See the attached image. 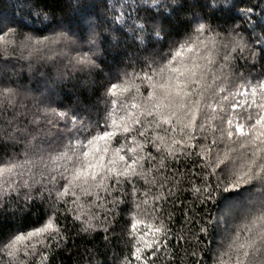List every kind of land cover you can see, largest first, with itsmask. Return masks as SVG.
I'll list each match as a JSON object with an SVG mask.
<instances>
[{"label": "snow or ice", "instance_id": "snow-or-ice-1", "mask_svg": "<svg viewBox=\"0 0 264 264\" xmlns=\"http://www.w3.org/2000/svg\"><path fill=\"white\" fill-rule=\"evenodd\" d=\"M67 3L76 13L83 6L82 0ZM234 3L235 0H131L130 3L113 0L109 5L105 0V8L112 15L82 17L85 29L66 24L54 12H36V22L43 29L31 32H17L13 22L0 17V56L19 49L22 59L36 55L54 63L57 54L67 56L75 52V56L69 57V64L81 71L99 69L97 60L102 49H117L124 40L131 39V47L139 53L136 59L142 65L139 79L148 89L143 104L132 107H141L143 115L155 117L157 127L168 125L166 131L179 130L183 136L181 140L173 137L170 144L164 143L163 137H157L160 143L149 141L160 153L158 161L151 153H143L142 143L138 144L140 152L129 148L127 151L132 155L127 158L120 154L122 145L115 147L108 157V145L119 129L115 121L109 128L107 106L103 122L101 118L92 120L71 106L53 107L47 88L33 90L7 74L0 75V212L5 202L11 205L21 197L25 203L34 199L46 201L51 209L38 227L26 232L18 229L7 236L0 234V264H5V256L7 264H26L37 254L43 264L48 258L46 250L52 244L58 247L64 239L55 219L60 205L69 203V197L75 198L71 203L78 204L84 196L94 198L89 199L90 204L104 200L116 208L125 203L121 196L114 195L116 192H123L129 199L127 234L131 250L120 264H148L149 250L154 256L159 245L166 246L169 229L163 221L157 225L140 218L147 213L133 199L138 189L132 181L142 178L145 184L150 183L146 174L160 173L166 160L178 161L180 155L192 154L189 150H196L201 163L200 185H193L192 191L201 203L211 204L217 210L204 217L199 227L205 238L211 234L210 229L220 236L218 254L212 258V264H264V80L254 85L246 81V85H252L251 96L255 98L258 94L260 99H253L242 113L231 112L236 107L232 102L228 103L227 114L216 113L217 108L223 111L221 103L232 95L225 85L234 74V61L249 53L253 59L257 55L264 58V25L259 26L260 34H256L258 25L253 24L250 36L245 38L234 21L224 28L226 35L216 31L218 26L210 22L207 10L228 12ZM142 6L147 13L143 23L139 22L141 17L133 18L125 11L128 7L137 11ZM252 11L249 8L240 13L246 23H251ZM44 30L49 34L45 35ZM5 36L12 38L6 40ZM85 47L87 51H83ZM24 50L28 51V57L23 56ZM214 52L222 53V63ZM28 67H32L31 63ZM63 75L57 73L58 78ZM125 77H129L127 70H118L116 79ZM109 85L106 105L116 103L110 94L118 85L112 81ZM34 91L38 94H33ZM136 92L139 94V87ZM209 120L218 123L207 124ZM135 123L141 124L136 131L144 137L143 123L140 120ZM197 129L204 133L201 139L205 141L211 130L210 143H191L196 139ZM122 130L130 132L128 127ZM116 143L119 144V139ZM176 145H180L178 150ZM146 161L150 165L147 169ZM151 183L156 184L155 177ZM166 183L165 177L158 187L163 189ZM127 184H132L129 192L124 191ZM101 190L106 194L104 197L100 196ZM149 191H145L144 205L148 203ZM168 191L171 194V189ZM161 199H166L163 192L153 197V212L155 201ZM94 218L82 219L80 214L74 217L83 233L95 230L91 222ZM208 252L212 250L209 248ZM191 255L194 264H207L198 251Z\"/></svg>", "mask_w": 264, "mask_h": 264}, {"label": "trees", "instance_id": "trees-1", "mask_svg": "<svg viewBox=\"0 0 264 264\" xmlns=\"http://www.w3.org/2000/svg\"><path fill=\"white\" fill-rule=\"evenodd\" d=\"M110 5L113 0H107ZM130 3L131 0H126ZM82 7L79 13H76L72 8L68 7L67 0H0V17L6 21L13 22L12 26L17 29V32H31L33 29H43V25L36 22V12H54L57 19L63 18L66 24H71L74 27L81 29L86 28L82 17L89 14L102 16L107 14L111 16V11L105 8V0H82ZM251 8L252 16L251 23H246L245 19L241 18L240 13L245 9ZM119 9V5H117ZM133 18L139 16L142 19L147 13L143 10V6L133 11L131 7L125 9ZM209 13L210 22L216 27V31L222 35L224 28L231 25L233 21L240 26V31L245 38L250 36L253 24L258 25L255 28V33L260 34V25H264V0H235L233 8L228 11L207 10ZM133 21H128L131 24ZM44 34L48 35L47 30ZM2 35V34H0ZM11 36H5V39H11ZM254 38V37H253ZM131 39L124 40L117 49H102V56L97 60L100 65L99 69L93 71H81L73 69L69 64V57L75 56V52L68 53L67 56L57 54L54 58L55 62L47 61L43 58H38L33 55L29 59L20 58L19 49L16 52H11L7 56H0V75L7 74L14 81L25 84L29 88L44 89L47 88L50 92V100L53 107L59 105L71 106L80 111L81 115L86 118L95 120L106 116L105 108H108V123L112 129V122L115 121L116 128L119 129L117 136L113 137L109 143L108 157L113 155L115 147L123 146L121 155L126 158L132 153L128 152L129 148H136L137 152L141 149L138 144H143V153H151L160 158V153L153 147L149 141L155 140L160 143L157 137H163L164 143L170 144L172 138L181 140L182 133L177 130L172 133L168 129V125L157 127L155 117L142 114L141 107H132L143 104V97H147L148 89L145 84L141 83L139 76L142 75L140 69L142 65L136 57L139 53L134 52L131 47ZM251 46V44H250ZM83 51H87L85 47ZM44 55H47L46 53ZM217 61L222 63V53L216 55ZM24 57H28V51L24 50ZM5 61H7L5 63ZM31 63L32 67L28 65ZM218 66V65H217ZM118 70L123 72L127 70L129 77L123 80L116 79ZM133 72L136 76L133 77ZM57 73H64L62 77H57ZM233 76L225 85L232 93L227 102H222L221 107L216 109L217 115H225L229 112L228 103L236 104V107L231 109L232 113H242L247 109L248 104L252 103L253 99H260L259 95L255 98L251 96V86L246 85V81H251L254 85L257 81L264 80V58L257 55L255 59L251 54H247L242 58L234 61ZM242 77V78H241ZM109 81L117 83V88L110 94L116 100L115 104L106 105L105 96L106 88L109 87ZM210 81V76H209ZM139 87V94L136 89ZM38 94V92H33ZM219 99V97H217ZM247 101V103H245ZM63 110V109H61ZM140 120L144 127L145 136L140 137L137 134V129H141V124L135 123ZM200 123V117H197V124ZM218 123V120L207 121V124ZM61 127L63 123L61 122ZM123 127L130 129L129 133L123 132ZM196 139L191 141L193 144L210 143L212 138L211 130H208L207 141L201 139L204 135L199 129L194 133ZM119 139V144L116 140ZM103 142H101V146ZM163 149V145H161ZM177 150L180 145L174 146ZM192 154L180 155L179 160H166V167L160 169V173L153 171L146 174L150 183L145 184L142 178H134L132 184L138 189L133 199L141 203L142 210L147 214L140 218L147 223L157 224L163 221L168 229V238L165 244L158 246L156 254L151 255V250L147 255L148 264H194V257L191 255L193 251H198L200 257L207 261V264H212V258L218 254L217 247L220 242V236L216 235L213 229H210V235L205 238L199 232V227L204 223V217L216 213V208L211 204L201 203L198 195L192 191L193 185H200L201 163L200 158L195 154L196 150H189ZM153 161L152 163H157ZM119 166V162H118ZM150 165L146 161L145 169ZM155 177L156 184L151 181ZM167 178V183L163 189L158 185L164 183V178ZM179 180L180 183L175 182ZM132 184L124 185V191L129 192ZM148 192L147 205L142 201L145 199V191ZM171 189V194L169 193ZM163 192L166 199L155 201L156 211H152L153 197ZM15 195V193H13ZM79 195V193H78ZM106 194L101 190L100 196ZM114 195L121 196L125 203L112 208L110 203L104 200L95 201L94 204L89 203V197L81 196L78 204L71 203L73 197H69V203L59 206L60 210L56 214L55 219L59 224L64 239L57 247L52 244L47 250V260L43 264H120L123 256H127L131 250V240L127 234L129 215L126 204H129V199L123 192H116ZM111 199V197H109ZM83 205V208L79 207ZM3 212H0V234L7 236L10 233L16 232L18 229L27 231L33 227L40 226L46 220V214L51 213V209L46 201L39 199L24 202L21 197L19 202H14L9 205L5 202ZM69 209L70 211H65ZM15 211V214H11ZM80 214L82 219L88 216H94L92 223L95 225V230L88 233L80 231V223L74 219L75 215ZM240 223V221H236ZM108 231H105V229ZM141 226L138 225L137 231H140ZM150 232V229L147 230ZM181 237H183L181 239ZM199 238V240L197 239ZM39 249L40 246L37 245ZM212 252L209 253L208 249ZM7 256L4 257L7 264ZM23 259V257H21ZM41 256L37 254L34 258H29L26 264H40Z\"/></svg>", "mask_w": 264, "mask_h": 264}]
</instances>
